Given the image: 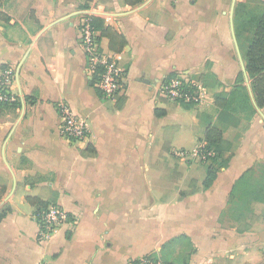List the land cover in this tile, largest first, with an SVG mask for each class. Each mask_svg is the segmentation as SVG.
Listing matches in <instances>:
<instances>
[{
  "label": "crops",
  "instance_id": "0c3cea01",
  "mask_svg": "<svg viewBox=\"0 0 264 264\" xmlns=\"http://www.w3.org/2000/svg\"><path fill=\"white\" fill-rule=\"evenodd\" d=\"M77 1L0 0V76L11 71L16 96L0 105V264H134L148 255L176 263L186 245L188 263L210 264L252 248L220 225L232 185L264 159L256 157L264 121L257 113L238 139L240 126L214 99L246 87L231 30L246 1L236 0L232 17L233 0H81L83 9ZM84 19L102 20L100 47L124 71L114 101L86 72ZM170 77L199 83L205 103L186 109L163 99L158 89ZM61 101L86 122L87 142L60 137ZM209 127L228 147L223 161L233 155L225 170L214 164L223 152L205 162L177 155L194 151ZM209 170L219 174L205 190ZM44 206L67 219L39 241L34 216Z\"/></svg>",
  "mask_w": 264,
  "mask_h": 264
},
{
  "label": "built area",
  "instance_id": "2783aa9c",
  "mask_svg": "<svg viewBox=\"0 0 264 264\" xmlns=\"http://www.w3.org/2000/svg\"><path fill=\"white\" fill-rule=\"evenodd\" d=\"M79 32V43L87 59L86 72L94 87L101 93L103 99L116 100L124 90V71L119 68L118 60L113 55L101 49L98 33L92 27L90 19L82 20ZM13 83V74L10 70H5L0 76V105L15 102L16 96L11 92ZM204 92L205 89L199 83L178 77L165 79L158 89L163 99L177 105H202L205 103ZM57 111L60 137L72 145L87 142L89 128L86 122L77 118L64 101L58 103ZM205 146L206 144L202 142L191 153L179 151L177 155L182 159L190 157L196 162H205L212 156V152L204 149ZM34 218L38 224V240L48 241L65 222L67 216L60 207L48 206L45 212ZM134 264L171 263L148 255L139 258Z\"/></svg>",
  "mask_w": 264,
  "mask_h": 264
},
{
  "label": "trees",
  "instance_id": "16d2710c",
  "mask_svg": "<svg viewBox=\"0 0 264 264\" xmlns=\"http://www.w3.org/2000/svg\"><path fill=\"white\" fill-rule=\"evenodd\" d=\"M89 2L90 0H85ZM254 4L259 7L258 12L253 14L249 13L248 16L244 15V9L249 5ZM261 7V9H260ZM235 33L236 38L241 44L242 57L245 64V69L250 82V88L255 100L256 105L259 109H264V1L262 0H247L245 3H238L235 7ZM5 15L0 12V20L3 19ZM247 20H246V19ZM92 27L95 30H99L102 27V20L92 19L90 20ZM247 27L249 31V36L245 40L246 46L242 48V43L240 42L241 28ZM242 91L240 95V103L235 107H230V99L228 101V94L221 91L215 94V106L218 109H224L228 111H222V115L227 120H233V115L235 113H251L257 114L255 108L251 103V99L248 90L245 86L239 87ZM232 104V103H231ZM184 108H193L192 104L183 105ZM203 142L206 144L205 150L212 152L214 155L218 152H223L228 148L225 146V142L222 140L221 133L213 127L207 129L205 140ZM202 143V142H200ZM232 154L224 161H222V168L227 169L229 162L232 158ZM210 158L208 160H210ZM215 159V158H214ZM263 174L261 179H258L254 183L248 181L247 174L250 170L243 172L237 180L232 185L230 193L228 195V210L230 215L233 217L235 222L241 223L244 219V210L248 209L251 203H264V166ZM219 174L218 170H209L206 179L203 182L205 190L212 187ZM192 194L194 192H191ZM32 201V200H30ZM48 206L40 208L35 216L39 217L43 212L47 210ZM228 212V211H227ZM236 234L246 235L247 239L254 238V235L247 234L246 231L235 230ZM261 243L264 244V233L260 236ZM247 240V242L249 241ZM250 241L249 243H251ZM254 243V240H253ZM255 244V243H254ZM163 260V259H162ZM165 262L170 261L163 260ZM188 264V263H185Z\"/></svg>",
  "mask_w": 264,
  "mask_h": 264
},
{
  "label": "rangeland",
  "instance_id": "374dc122",
  "mask_svg": "<svg viewBox=\"0 0 264 264\" xmlns=\"http://www.w3.org/2000/svg\"><path fill=\"white\" fill-rule=\"evenodd\" d=\"M247 1V0H245ZM264 1V0H262ZM244 3V2H243ZM78 8L83 9L84 7H87V4L85 1L78 0L77 1ZM261 9V7H260ZM259 7H257L254 4H249L244 9V15L248 16L249 13L256 14L258 12ZM246 19V18H245ZM247 20V19H246ZM249 31L247 27L241 28V35H240V42L242 43V48L246 46L245 40L249 36ZM203 84L207 87L209 86V82L203 81ZM220 93V92H219ZM230 101L231 106L230 107H236L240 103V95H242L241 89L238 87L235 91L231 93ZM233 120H229L230 122H237V124L240 126V132H242L238 139H241L243 134H245L247 129L250 127L253 120L256 118L255 114L251 113H235L233 115ZM227 120V118H226ZM253 124V123H252ZM246 131V132H245ZM238 143V142H237ZM239 144V143H238ZM231 152V150H230ZM228 152H223L221 154H218L216 157H218L214 160V164H216L218 167H221L222 163L219 161H223V157L227 156ZM259 154V155H258ZM256 154V157H263L264 156V149H260V152ZM264 159L263 161H254V165L250 168L249 173L247 174L248 181L251 183H254L258 179H261V176L263 174V169L261 167L264 166ZM7 178V172L5 168L0 164V185H2ZM244 217L243 221L241 223L235 222L233 217L230 215V211H226L224 213V216L221 218V229L227 230V231H235V230H241L248 232L247 234L254 235V238L247 239L249 240L247 242V246H249V242L254 240V246L250 248L249 250L243 252L242 254L238 253H232L231 255H228L227 257H223L220 259H216L215 261L211 262L210 264H264V244L261 243L260 235L264 233V203H251L249 208L244 210L243 212ZM190 252L192 248H190L188 245L184 246L182 248V254L180 252L179 256H177V261L174 264H185L188 263L189 255L187 252ZM190 264V262L188 263Z\"/></svg>",
  "mask_w": 264,
  "mask_h": 264
},
{
  "label": "water",
  "instance_id": "95a60500",
  "mask_svg": "<svg viewBox=\"0 0 264 264\" xmlns=\"http://www.w3.org/2000/svg\"><path fill=\"white\" fill-rule=\"evenodd\" d=\"M235 2H236V0H233L232 9H231V17L233 15V9H234ZM231 25H232V29H231L232 30V39H233V42H234V45H235V48H236V51H237L238 59H239L240 64H241L242 73L244 75V79H245V82H246L247 90L249 92V96H250V99H251V103H252L253 107L255 108L256 112L260 115V117L264 121V113L256 105L255 100H254L253 95H252V92H251V88H250L248 76H247V73H246L245 65H244V62H243V59H242L240 50H239V46H238V43H237L236 35L234 33V30H233L232 18H231ZM263 128H264V126H263ZM4 162L7 165L5 159H4Z\"/></svg>",
  "mask_w": 264,
  "mask_h": 264
}]
</instances>
